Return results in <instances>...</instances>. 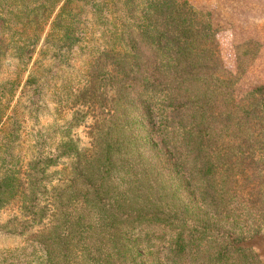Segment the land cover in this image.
<instances>
[{
    "label": "trees",
    "instance_id": "16d2710c",
    "mask_svg": "<svg viewBox=\"0 0 264 264\" xmlns=\"http://www.w3.org/2000/svg\"><path fill=\"white\" fill-rule=\"evenodd\" d=\"M60 1L0 0V68L11 61L28 67ZM142 13L133 52L116 54L108 72L91 59L83 79L62 84L63 104L53 109L70 117L56 151L20 161L0 177V219L9 216L1 225L42 246L35 264H162L154 241L163 236L156 232L167 222L164 210L217 215L234 200L232 186L213 180L214 102L198 69L214 43L208 13L188 0H144ZM13 83H0L2 130L6 117L25 119L18 104L26 107L31 85L37 94L42 88L33 74L21 89ZM174 146L185 148L182 159ZM175 241L184 255L174 264H194L183 261L194 252L182 233Z\"/></svg>",
    "mask_w": 264,
    "mask_h": 264
},
{
    "label": "rangeland",
    "instance_id": "374dc122",
    "mask_svg": "<svg viewBox=\"0 0 264 264\" xmlns=\"http://www.w3.org/2000/svg\"><path fill=\"white\" fill-rule=\"evenodd\" d=\"M188 1L207 12L211 22L213 47L198 63V69L214 102L211 138L218 172L213 180L218 187L232 186L235 197L228 208L217 214L220 216L212 215L213 210L205 211L203 202H199L198 206L208 216L194 215L176 207L167 208L163 212L167 222L156 232L163 236L156 238L154 243L160 244L162 264H174L176 259H182L184 248L182 244L176 246L175 243L179 232L194 252L193 257L185 254L184 262L264 264L262 249H235L237 243L264 233V50H249L243 54L245 64L242 65V62L239 63L241 58L237 61L242 53L238 33L225 26V33L222 38L219 34V38L231 43L224 46L222 53L218 38L220 28L215 27L212 19V13L222 6L227 11L225 14L230 15L231 10L238 12L247 5H257V2L264 7V0ZM143 3L144 0H61L44 30L39 32L28 67H23L25 63L11 61L0 68L2 84L12 81L21 89L22 83L33 74L42 86L37 94L34 93L35 86L31 85L32 89L21 100L27 102L26 107L18 104L25 113V119L15 121L6 117L7 127L0 129V177L20 161L56 151L60 131L70 117H63L58 109H53L56 103L63 104L61 101L65 96L59 92L62 84L66 80L83 79L91 59L99 58L108 72L116 54L133 52L135 41L145 25ZM10 4L14 9L15 2ZM216 15L220 19L223 17V14ZM7 17L16 19L14 13ZM230 18H225L226 23L230 22ZM258 22L260 41L264 43V16ZM19 91L15 98L20 97ZM18 123L21 126L13 130L12 127ZM82 130L80 128L78 133L85 142ZM173 153L174 157L182 159L186 151L174 146ZM196 197H200L198 192ZM8 217L6 214L0 219V264H25L28 260L32 264L37 263L42 259V246L4 231L1 224ZM173 224L178 225L180 230ZM253 253L260 254L262 260H255Z\"/></svg>",
    "mask_w": 264,
    "mask_h": 264
},
{
    "label": "water",
    "instance_id": "95a60500",
    "mask_svg": "<svg viewBox=\"0 0 264 264\" xmlns=\"http://www.w3.org/2000/svg\"><path fill=\"white\" fill-rule=\"evenodd\" d=\"M257 5H247L242 10L238 11L234 10L230 12V15H226L227 12L224 7L222 6L218 11H214L212 13L213 22H215V27L220 28V32L218 33L220 37L225 33V26H229V29H232L233 32L238 33L239 39L238 42L241 44V50L242 53L238 56L237 61L241 58L242 65L245 64V59H243V54H246L249 52V50H264V43L260 41V34L258 30V20L264 16V7L259 6V2L256 3ZM216 14H223L222 19L218 17ZM230 18V22L225 21V18ZM236 17V19H235ZM235 19V20H234ZM235 23H238V25H235ZM220 24V25H219ZM226 24V25H225ZM217 34V33H216ZM222 38V37H221ZM219 38V41H221V52L223 53L224 46L231 41H222V39ZM222 60L224 61V57L222 55ZM238 63V64H239ZM237 64L238 71L240 69V66ZM224 71L227 70V66ZM254 248L262 249V253L264 254V233H259L253 236L251 239L241 241L236 244L235 249L238 251H245V250H254ZM253 258L255 260H262L261 255L254 254Z\"/></svg>",
    "mask_w": 264,
    "mask_h": 264
}]
</instances>
